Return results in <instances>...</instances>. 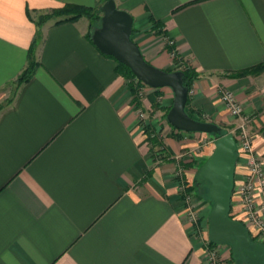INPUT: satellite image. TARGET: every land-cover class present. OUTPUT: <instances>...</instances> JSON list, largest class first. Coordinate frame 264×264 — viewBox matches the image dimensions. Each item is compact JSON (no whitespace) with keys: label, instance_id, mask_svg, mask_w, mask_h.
<instances>
[{"label":"crops","instance_id":"0c3cea01","mask_svg":"<svg viewBox=\"0 0 264 264\" xmlns=\"http://www.w3.org/2000/svg\"><path fill=\"white\" fill-rule=\"evenodd\" d=\"M98 2L0 0V264H203L205 248L183 217L177 185L190 186L212 151L204 148L197 164L174 160L173 151L189 145L171 138L167 124L169 136L159 138L166 158L158 160L128 81L87 38L89 20L38 23L66 4ZM114 2L132 16L131 38L148 63L173 71L178 60L197 72L192 118L235 126L239 118L217 90L235 94L264 166V70L226 77L264 66V0ZM34 39L35 73L14 92ZM158 95L173 97L160 89L139 109L158 105ZM245 171L239 155L234 187ZM230 215L244 224L235 198ZM220 262L233 264L228 253Z\"/></svg>","mask_w":264,"mask_h":264},{"label":"water","instance_id":"95a60500","mask_svg":"<svg viewBox=\"0 0 264 264\" xmlns=\"http://www.w3.org/2000/svg\"><path fill=\"white\" fill-rule=\"evenodd\" d=\"M100 11V23L90 38L93 46L102 55L126 66L143 85L172 91L173 103L166 115L167 124L185 133L220 136L221 128L197 121L186 113L188 89L183 86L182 72L161 70L144 59L131 38L132 16L118 9L114 0H106ZM236 160L235 137L230 133L221 135L214 143L212 155L197 174L198 180L206 183V193L213 205L208 217V238L215 245H229L234 262L243 256L249 264H264V245L253 243L244 225L230 218Z\"/></svg>","mask_w":264,"mask_h":264},{"label":"rangeland","instance_id":"374dc122","mask_svg":"<svg viewBox=\"0 0 264 264\" xmlns=\"http://www.w3.org/2000/svg\"><path fill=\"white\" fill-rule=\"evenodd\" d=\"M100 1L101 0H99V2ZM54 10H56V9H54ZM173 69H174L173 71H179V70H177V67L175 64H174ZM168 72H172V71H168ZM160 89H163V88L155 89V88H149L147 86L145 88H141L140 90H138L141 93V96H138L140 99V102H141V100L142 101L145 100L147 98L146 96H148V95L150 96V98H152L151 94L153 95V94L157 93ZM226 90H228V89H226ZM190 91H191V89H190ZM190 91H188V94ZM231 93L235 96V94L233 92H231ZM157 100H158L157 101L158 105L153 103L152 106H150V105L148 106L145 104V106L141 110L139 108H136V106L134 104V111H136L137 117H138V112L140 113V111H141L143 114L141 121H140L139 117H138V119H139L140 125L142 127L141 129L146 135L147 143H149L148 134L144 131V129L146 127H149V129L152 130L153 134L157 135L158 138H164L165 139L166 137L169 136L168 135L169 131L164 130L163 126L167 125L166 115L172 106L173 97H172L171 101L168 99L166 101V99H164L163 95H161V96L158 95ZM168 101H169V103H168ZM238 103H239V101H238ZM141 106H143V104L142 105L140 104V107ZM154 106H155V109H153ZM240 106L242 108V113H241L240 117H238L239 120L235 126H233V122L228 123V124H224V125L215 124L216 126L221 128V131L224 130L225 134L230 133L235 138L238 137V134L240 132V129L238 126H239L240 122H242V120H245L244 123L246 124V130L248 131V133L250 135H252V133L249 131V124L251 123V117L244 116L243 115V107L241 104H240ZM148 108H150V109H148ZM186 113L190 116L189 111H187V106H186ZM231 118L232 119H238V118H233V117H231ZM197 121H201V120H197ZM201 122H204V121H201ZM170 128H171L172 132L174 131L176 133V135H172V133H171V135H170L171 138L176 139V142L178 144H180L181 142L183 143V142L187 141L185 144L189 145V147H187V148H184V149L182 148L180 150V152H178V153L173 151L174 148H171L173 153H174V154L172 153V157L174 158V160H177V161L183 160V161L195 162L196 164H197V162L202 161L203 158H206V156L202 154V151H204L203 150L204 148H206V147L209 148L208 150H211L213 153L214 143L222 135L221 134L220 136H217L215 134L185 133V132L178 131L172 127H170ZM197 134H199V136H196ZM200 134H203V135H200ZM172 136H175V137H172ZM188 139H192V140L189 141ZM192 144H194V145L191 146ZM148 146L150 147L151 153L157 155V157L159 158L158 160L163 159L164 158L163 156H165V158H166V155L163 154L165 151V148H160L156 144H154V145L149 144ZM161 147H163V146H161ZM212 153H211V155H212ZM199 170H198V172H199ZM198 172H197V174H198ZM182 174H183L182 169H179L176 171L175 177L179 178V180L181 181ZM197 174L195 175L194 180L191 182L190 186H186L185 183L180 182L177 185V194H178V198H179L178 200L181 201V207L183 206L182 209L184 207H186V205L190 204L191 214H192L191 217L193 218V221L188 218V214H187L188 211H186L185 208L183 210V215H184L183 217H184L185 221L188 222V224H190L191 234L194 237H197L202 242L203 247L206 249L207 241H209V238H208V230H209L208 217H209L210 211L212 210L213 205H212V202L208 199V196L206 193V183L199 181L197 178ZM243 176L245 177L244 174H243ZM242 181H241V183H242ZM237 185H240V184H237ZM233 198L234 197L232 196L231 202H232ZM214 247L216 249H218V251H219L218 258L220 261H221V256L228 253V258L230 259V261H232L233 264H236L235 262H233L234 260L231 257V247L229 245H214Z\"/></svg>","mask_w":264,"mask_h":264},{"label":"built area","instance_id":"2783aa9c","mask_svg":"<svg viewBox=\"0 0 264 264\" xmlns=\"http://www.w3.org/2000/svg\"><path fill=\"white\" fill-rule=\"evenodd\" d=\"M171 56L174 57V53H171ZM217 94L229 115L233 118L240 117L242 108L235 96L224 88H219ZM138 95L141 96V93L138 92ZM138 117L141 121L143 117L141 111L138 112ZM244 121L240 122L238 126L240 132L235 139L237 156L246 158V174L242 183L234 187L232 196L239 204L243 225L250 237L254 238L256 243L264 245V166L262 158L254 152L253 137L246 130ZM184 208L188 211V218L193 221L190 204ZM206 245L202 263L221 264L218 249L210 247L208 242Z\"/></svg>","mask_w":264,"mask_h":264},{"label":"trees","instance_id":"16d2710c","mask_svg":"<svg viewBox=\"0 0 264 264\" xmlns=\"http://www.w3.org/2000/svg\"><path fill=\"white\" fill-rule=\"evenodd\" d=\"M106 0H101L98 2L95 8H87L83 6H78V5H64L60 9L52 10L48 14L42 15L39 18V25L47 22L48 20H54L55 24L59 23H65V22H74L80 18H87L89 20V33L87 35L88 40L91 42V34L92 31L98 27L100 23V18H101V6ZM34 46H35V39L31 44L30 50L28 52L27 56V63L26 67L24 70L21 72V74L16 78L14 82V92L17 91L22 84L25 82L29 81L36 70V61L34 58ZM168 51H171L170 48H167ZM105 56V55H104ZM107 58H111L109 56H105ZM112 59V58H111ZM173 63L176 65L177 70L181 71L183 76V86L190 91L193 83L197 80L198 74L194 70V68L186 66V65H180L178 64V60L173 61ZM116 67V73L124 78L126 81H128V86H129V91L132 95V102L135 104L136 108L140 107V100H139V95H138V90L141 88H145L146 86L143 85L141 82L137 81V79L132 75L130 70L124 66L123 64L117 63ZM264 70V66H256L253 68H250L248 70L242 71V72H237V73H231L226 75V77L229 78H240L244 77L247 75H254V74H259L261 71ZM11 102V99L8 101V104ZM188 105V101H187ZM2 107H0L1 109ZM144 131L148 134V141L149 144L151 145H158L161 147L159 138L157 135H154L152 130L149 129V127H146ZM222 135L225 134V131H221ZM230 218L233 219V217L230 215ZM251 240L253 243H256L255 239L251 237ZM210 247H214L215 244L211 243L210 241H207Z\"/></svg>","mask_w":264,"mask_h":264},{"label":"flooded vegetation","instance_id":"af4514ba","mask_svg":"<svg viewBox=\"0 0 264 264\" xmlns=\"http://www.w3.org/2000/svg\"><path fill=\"white\" fill-rule=\"evenodd\" d=\"M235 263L236 264H249L243 256H241V258L238 259Z\"/></svg>","mask_w":264,"mask_h":264},{"label":"bare ground","instance_id":"6f19581e","mask_svg":"<svg viewBox=\"0 0 264 264\" xmlns=\"http://www.w3.org/2000/svg\"><path fill=\"white\" fill-rule=\"evenodd\" d=\"M232 219V218H231Z\"/></svg>","mask_w":264,"mask_h":264}]
</instances>
